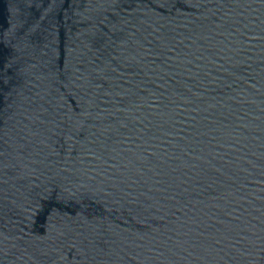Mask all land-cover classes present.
Instances as JSON below:
<instances>
[{
  "label": "water",
  "instance_id": "1",
  "mask_svg": "<svg viewBox=\"0 0 264 264\" xmlns=\"http://www.w3.org/2000/svg\"><path fill=\"white\" fill-rule=\"evenodd\" d=\"M0 264H264V0H0Z\"/></svg>",
  "mask_w": 264,
  "mask_h": 264
}]
</instances>
